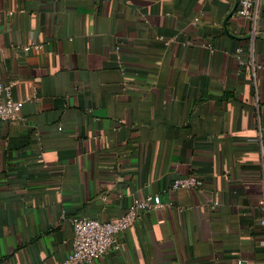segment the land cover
<instances>
[{
  "label": "crops",
  "instance_id": "0c3cea01",
  "mask_svg": "<svg viewBox=\"0 0 264 264\" xmlns=\"http://www.w3.org/2000/svg\"><path fill=\"white\" fill-rule=\"evenodd\" d=\"M240 1L0 0L22 102L0 122V264H61L69 219L149 195L165 207L94 264H264V0Z\"/></svg>",
  "mask_w": 264,
  "mask_h": 264
},
{
  "label": "built area",
  "instance_id": "2783aa9c",
  "mask_svg": "<svg viewBox=\"0 0 264 264\" xmlns=\"http://www.w3.org/2000/svg\"><path fill=\"white\" fill-rule=\"evenodd\" d=\"M259 1L241 0L236 15L254 19ZM42 48V45L25 47L27 51L31 49L40 50ZM12 88L13 84L0 82V122L11 123L20 118L22 102L13 97ZM198 184L197 178L192 176L176 180L172 189L175 191L191 189L197 187ZM261 204H264V201ZM164 207L165 204L160 196L149 195L125 215L110 222H101L82 217L69 219L74 234L73 248L67 259L61 264H94L113 247L117 249L120 247V237L140 220L144 213ZM261 225L264 227V219L261 221ZM261 245L264 247V239Z\"/></svg>",
  "mask_w": 264,
  "mask_h": 264
}]
</instances>
